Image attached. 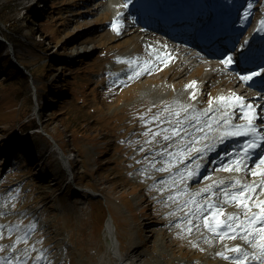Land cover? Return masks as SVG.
Instances as JSON below:
<instances>
[{
    "label": "rangeland",
    "instance_id": "obj_1",
    "mask_svg": "<svg viewBox=\"0 0 264 264\" xmlns=\"http://www.w3.org/2000/svg\"><path fill=\"white\" fill-rule=\"evenodd\" d=\"M147 2L157 7L168 0H0V13L7 25L0 22V32L8 31L9 26L14 31H22L15 35L14 42L0 35V134L22 140V145L36 161L45 162L41 171L46 172L43 178L32 175L20 178L21 183H26L9 197L18 207L15 210L18 219L11 218L10 211L0 213V225L6 226L4 238L0 239L4 253L23 250L24 243L16 241L27 234L30 244L27 248L34 257L44 255L51 264L66 258L71 264H97L101 257L106 236L102 224L106 216L101 215V211L94 216L96 203L87 204L89 197L78 195L70 188L75 195L64 197L70 215L60 209L65 202L59 195L66 183L57 158L60 151L53 149L55 143L71 151L68 156L73 159L72 169L80 183L90 186L93 182L96 190L103 192L106 206L102 207L106 215L109 210L115 218L117 233L124 241L122 245L136 257V264H230L219 253L235 257L236 253L224 251L222 245L230 248L231 243L241 239L217 238L216 233L209 232L205 226V220L213 227L217 219L227 220L229 216L224 214L234 211L235 207L221 205L212 212L208 207L211 202L199 198L206 190L217 187L211 180L200 182L195 194L189 190L188 184L198 182L201 174L194 167V147H198V143L184 133L168 141L163 139V135H171V131L165 132V129L177 127V119L186 121L184 127L194 121L186 118L213 111L221 97L225 98L221 101L229 102L231 98L233 101L229 91L236 89L235 83L226 74L221 75V71L215 72V68H200L185 58L181 60L187 64L182 65L171 55L169 45L148 37L153 33L144 32L142 26L134 23L128 27L134 11L127 6L137 3L143 6ZM36 3L41 6L34 7ZM52 3L57 4L53 9ZM190 3L191 0H181L173 4L187 7ZM258 6L264 9L263 3ZM31 16L37 20L33 21ZM124 18L125 24L121 23ZM113 23L118 25V32L112 29ZM46 39L49 42L42 52L39 46ZM76 39L78 45L85 44L69 45ZM180 47L187 48L192 55L206 57L188 44L182 43ZM43 58L55 60L57 68L50 72L42 68L41 72L34 73L33 88L32 84L25 87L21 76L8 68L17 63L28 75V68L37 70L45 63ZM151 67L158 71H148ZM64 77L68 78L70 90H66ZM55 82L59 84L54 85ZM102 82L111 84L97 90L96 85ZM225 82L229 83L228 89L223 86ZM189 85L194 86L196 92L192 103L185 97ZM43 87L60 88V91L51 90L46 99L47 91L42 90ZM82 92L87 106L75 103L73 98L59 106L53 98ZM38 96L41 100L37 101L36 112L33 101ZM198 104L203 108H196ZM137 106L159 113L163 108V112L155 121L139 124L132 119V111ZM185 108L187 111H183ZM175 112L180 113L179 117ZM124 113L125 117L119 118ZM28 118L37 127L21 134V124ZM117 119L123 120L124 125L119 131ZM145 132L149 135H142ZM153 132L161 135L153 139ZM138 138L145 140L142 163L137 160L142 157L137 153L135 141ZM21 167L25 166L21 164ZM161 168L168 170H157ZM206 170L208 167L204 172ZM23 171L27 173L25 168L20 170ZM216 173L221 175L222 172L216 170ZM27 186L32 189L30 195L25 190ZM35 191L36 205L30 199ZM254 192L257 197L264 194L262 189ZM2 201L3 198L0 203ZM199 208L203 210L198 211ZM33 224L35 229L29 231ZM17 225L18 231H7L8 227ZM214 240L218 241L215 248L211 247Z\"/></svg>",
    "mask_w": 264,
    "mask_h": 264
},
{
    "label": "bare ground",
    "instance_id": "obj_2",
    "mask_svg": "<svg viewBox=\"0 0 264 264\" xmlns=\"http://www.w3.org/2000/svg\"><path fill=\"white\" fill-rule=\"evenodd\" d=\"M208 1L209 0H204L203 3H205V5H207ZM209 19H210V15H209V17H206L202 21L200 26L198 27V29H200V33H206L207 32V30L201 29V28L203 27V25L205 23H207L209 21ZM133 23L136 26L139 25V17L138 16H136L135 18H133L131 20V26H134ZM147 30L148 29L145 28L144 32H146ZM78 41L79 40L76 39L75 41H72L69 45L77 47V46H79L77 44ZM174 48H175L174 55L179 58V61L182 62V65H185L186 62L181 60V58L186 59V57H188V61H191L192 63H196L200 68H205V69L209 70V67H208L209 65H204L205 57H200V56L195 55V54L192 55L191 52L187 48H180L178 46H175ZM171 79H172V77H171ZM232 80L236 82L237 86H240L241 81H239L237 78H232ZM225 86H227V85L225 84ZM194 89L195 88H193V91H194ZM236 93H238V91ZM241 95L243 97H249V93L246 90H243L241 92ZM192 97L193 96H190V101L192 100ZM263 99H264V91L257 98H252V97L248 98V101L251 103H254L256 100H263ZM225 103L226 102H223L221 100H217L215 105H214L215 107H214L213 111H211L207 114L198 115V117H199L198 119H194V121L186 124V126L181 129V131H180L181 133H184L187 137L188 136L191 137L194 140V142L198 143V147H194V162L197 161V162L202 163L204 161V155L206 153V151H204L205 147H208V145L211 144V142H213L215 139H219L218 138L219 133H220V131L218 130L219 128H222L225 124L232 123L233 119L239 121L241 123V125H245L246 119L244 118V115H245L246 109L242 110V107L240 105L236 104L235 102H228L227 104H225ZM199 108H200V105H199ZM262 108L264 109V103H263ZM220 112H222V114L226 113V118L223 119V121H221L219 119L221 117L218 118ZM184 129H186V131ZM223 142L224 141H222V143ZM57 146H59L61 148V146L59 144ZM53 149L56 150L57 148H55L53 145ZM196 149H202V151L198 152V151H196ZM62 150L68 158L61 156V152H59L58 155H60V157H62V159L65 162V166H67V170H68V165L70 164L72 159H70V157L64 151V149H62ZM245 157H247V156H245ZM261 158H264V153L262 155H260L257 158V160L255 159L256 161L252 160L249 162V160H247L246 158H242V162L240 163L241 167L244 166L245 163L247 165H249V168L246 169V171H244V172L239 171V172H237L236 175H229L228 172H224L222 178L217 177L214 179V182L220 183L221 185L224 184L220 188V190H223L222 193L224 194V196H226L225 190H227V193H229V194L240 191L241 190L240 187L237 188L240 185H264V175H259V173L264 172V165H261V167H259V168L256 167L257 164H259V161ZM198 166H199V170H202L204 168V165H200V163ZM254 168H255V170H252ZM232 172H236V171L232 170ZM253 173H257V174L254 175ZM71 175L73 177V172H71L69 174V176H71ZM206 176H207V174L203 173L200 177L199 182L207 179L208 177H206ZM245 177L246 178L249 177L248 178L250 180L249 183L245 182ZM250 178H252V179H250ZM257 178H258V180H257ZM236 181H239L240 184L233 187L232 185ZM192 184H193V182L190 183V187L192 186ZM193 185H197V183H194ZM260 188L261 187H257L255 189L260 190ZM231 189H235V190L231 191ZM217 191H218V189H214L203 197L209 196L211 199H219V198H221V196L219 194H215ZM250 196L252 197L251 199H254L253 195H250ZM228 197L230 199V196H228ZM240 199L242 200L243 198H240ZM251 199L247 200L246 202L248 203L250 209L254 210L257 208L255 206L256 204H259L261 201H264V196H263V194H261L260 198L257 200L256 203L255 202L251 203L250 202ZM231 205H236V207L234 208V211L230 212V213H233L234 216H239L241 219L247 218L244 214V210H243L242 206L240 204H238V201L231 202L230 206ZM259 212H260V210L257 211V213H259ZM105 234H106L105 237H106L107 241L111 244H109V246L107 247L105 259H103L100 262V264H106V260L110 259V257H113L116 260L115 264H134V262L136 261L135 258L133 261H130L131 263H128V262L123 261L119 257V255L121 254L120 246H119L121 244V242L117 236L116 229H115L112 218L107 223V231H105ZM109 235L112 236L111 239H110ZM217 242L218 241L214 240L213 243L211 244V247L215 248L217 245ZM245 246H246L245 251L250 254V257L252 255H255L256 252L258 251L257 249H254V248L248 246L246 243H245ZM222 248L224 251H229V249L232 248V245L230 248H228L226 244H223ZM249 259H251V258H249ZM182 264H185V263H182ZM246 264H259V262L256 260H251L249 262H246Z\"/></svg>",
    "mask_w": 264,
    "mask_h": 264
},
{
    "label": "snow or ice",
    "instance_id": "obj_3",
    "mask_svg": "<svg viewBox=\"0 0 264 264\" xmlns=\"http://www.w3.org/2000/svg\"><path fill=\"white\" fill-rule=\"evenodd\" d=\"M127 5H125L126 7ZM112 29L114 31L118 32V25L116 23H113ZM262 30H264V22H262ZM134 63V62H133ZM222 63L225 65V67L229 66L232 63L231 57H228L226 60H223ZM259 75V73H253L250 76H241V80L243 81H250L253 76ZM131 78V77H130ZM194 83V82H193ZM192 85H189L188 87H191ZM224 97H221L220 100H224ZM234 102L236 104H240L242 106V110L246 109L244 118L247 119L248 123L246 125H239V126H230L233 127V131H228L225 130L222 134V138H226L229 136H255L257 135V129L253 125V121H255L258 117L256 115L255 109L253 108L252 105H243V101L241 97H234ZM183 111H187V109H183ZM175 116L179 117L180 113L175 112ZM198 116H191L186 119H198ZM143 120V117L140 118ZM153 119H158V117H153ZM186 121H182L177 119L175 121L177 127L168 130L165 129V132L171 131V135H163V139L165 141L170 140L173 136H179L180 131ZM210 126V125H209ZM186 131V129H184ZM151 131V130H149ZM142 135H149V132L142 133ZM153 139L157 135H161L159 132H153L151 133ZM258 147V142L257 141H252L249 144H246L244 146V154L247 155L248 152L251 149H254ZM196 151H202V149H196ZM235 168H226L223 170L227 171H240L241 170V164L237 160L234 162ZM261 165H264V158H261L259 161V164H257L256 167H260ZM154 167V165H153ZM158 171H167V168H161L157 169ZM254 175L257 173H253ZM191 175V174H189ZM259 175H264V172L259 173ZM240 182L236 181L232 185L235 187L236 185H239ZM261 187L264 188V185H240V191L234 192V193H227L226 192V197L230 196V199H226V202H233V201H239L243 210L244 214L247 217L246 219H241L239 216H229L227 218V221H219L215 215H213L214 219H217L215 227L207 223V220H205V226L207 227L209 232H214L217 235V238H229V239H241L243 240L248 246L257 249L258 251L256 252L255 255H252L250 257V254L247 253L246 251L242 250L241 248H231L229 251L236 253L235 257H228L224 253H219L220 257L224 260H229L230 264H246V261L251 258L253 260H256L259 262V264H264V201H261L259 204H256L255 206L260 209L259 213H253L251 216H247V213L251 210L248 203L246 202L247 200L251 199L252 197L245 196V193H251L255 190V188ZM207 191V190H206ZM240 198H243L242 200ZM171 199H175V197H171ZM5 205L3 203H0V207H4ZM209 208L215 209V205L209 204ZM198 211H202V208L197 209ZM6 226L0 225V239L4 238L3 235V229ZM35 229V225L29 226V231H32ZM218 229H224L225 231L219 232ZM19 230V226H14V227H8L7 231L9 233L15 232ZM191 231V229H188ZM229 233H234L233 235H229ZM16 243H24L27 244V234L25 236H20L17 238ZM207 243V241H205ZM14 250V249H13ZM35 250V249H33ZM0 251H3V248L0 247ZM25 255L27 256V250L25 251ZM13 259L16 261V264H20V258L15 257V258H0V264H13ZM23 264H28L27 259L23 261ZM35 264H51L50 261L47 260V257L44 255H38L35 258Z\"/></svg>",
    "mask_w": 264,
    "mask_h": 264
},
{
    "label": "trees",
    "instance_id": "obj_4",
    "mask_svg": "<svg viewBox=\"0 0 264 264\" xmlns=\"http://www.w3.org/2000/svg\"><path fill=\"white\" fill-rule=\"evenodd\" d=\"M51 9H53L54 7H55V5H51ZM57 8V7H56ZM55 8V9H56ZM54 9V10H55ZM2 14L0 13V22L1 23H3L5 26H7L6 25V23H5V21H4V19H3V17L1 16ZM32 18H33V21L34 20H37V19H35V17H33V16H31ZM51 25V21H49V26ZM7 30L8 31H5V30H2L1 31V34L3 35V37H5L7 40L9 39V40H11L12 42H14V40H16V38H15V35H18V34H22V31L21 32H18V31H14V30H12V27L11 26H9L8 28H7ZM28 31H30V30H28ZM30 34H31V32H29L28 33V35H26V37L27 38H29V36H30ZM47 42H49V41H47V39L43 42V44L41 45L40 44V46H39V48H40V50H44V49H46V43ZM13 45H14V43H12ZM16 48L14 47V50H15ZM8 60H10V59H8ZM45 60V63L43 64V65H41L38 69H37V71L38 72H41L40 70L43 68V70H46L47 72H50V69H56L57 68V66L55 65V60H52V59H45V58H43V61ZM62 66V69L64 70V66L63 65H61ZM8 68H9V70H13V71H15V72H17V74H19L20 76H21V78L23 79V84H24V86L26 87V86H28V76L24 73V71L22 70V69H20L19 67H17L15 64L13 65H9L8 66ZM28 70L29 71H31V72H33V70H31V69H29L28 68ZM53 70V73L55 72ZM65 74H67V72L65 71ZM70 74H71V72H70ZM72 75V74H71ZM64 81H65V87H67L68 85H67V80H68V78H66V77H64V79H63ZM54 85H57V84H59V82H55V83H53ZM87 87H88V84H87ZM56 90V91H60V88H52V89H46L45 87H43V90H46L47 92L45 93V95H47V98H49V95H50V93H51V90ZM81 91H84V90H82L81 89ZM83 92H82V94L81 93H75L74 94V97H75V100H76V102H78V103H82L83 102ZM55 98H57L58 99V101H60V103L58 104L59 106L60 105H64V104H66V103H64V101L66 100V99H68V100H71L72 99V95L69 97V98H66V97H63L62 95L60 96H55ZM61 99H64L63 101H61ZM31 126L32 127H35V126H37L36 124H35V122L33 121L32 123H31ZM100 210H101V212L103 213V215H105V211H104V207H101L100 208Z\"/></svg>",
    "mask_w": 264,
    "mask_h": 264
}]
</instances>
